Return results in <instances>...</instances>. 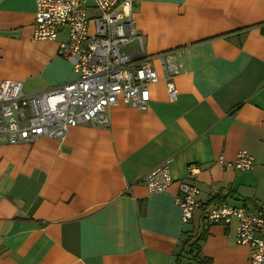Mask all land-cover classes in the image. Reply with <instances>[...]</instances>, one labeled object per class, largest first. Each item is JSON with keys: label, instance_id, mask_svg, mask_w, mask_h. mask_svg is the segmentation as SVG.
<instances>
[{"label": "crops", "instance_id": "obj_1", "mask_svg": "<svg viewBox=\"0 0 264 264\" xmlns=\"http://www.w3.org/2000/svg\"><path fill=\"white\" fill-rule=\"evenodd\" d=\"M35 9L0 0V83L29 93L77 78L57 52L65 30L34 38ZM133 15L144 42L127 51L151 56L159 75L148 108L119 103L106 108L108 126L0 145V264H198L184 252L193 240L202 264H250L237 220L206 214L218 203L264 214V0H133ZM240 150L254 155L252 169L233 165ZM167 160L171 185L149 192L143 178ZM190 164L199 205L184 222L177 196Z\"/></svg>", "mask_w": 264, "mask_h": 264}, {"label": "built area", "instance_id": "obj_2", "mask_svg": "<svg viewBox=\"0 0 264 264\" xmlns=\"http://www.w3.org/2000/svg\"><path fill=\"white\" fill-rule=\"evenodd\" d=\"M34 38L58 41V54L71 62L77 78L73 81L28 93L22 81L0 83V145L33 143L48 136L63 141L70 127L89 122L110 124L106 108L125 103L146 110L150 87L159 80L152 57L141 60L127 47L143 35L136 28L133 0H35ZM143 48V47H142ZM143 51V50H142ZM170 100L178 98L173 77L179 72L173 52L160 55ZM233 165L239 170L254 167L248 150L237 153ZM198 167L188 166V177L179 185L177 202L182 220L189 222L198 207L199 187L193 177ZM173 179L169 165L161 164L144 178L149 192L166 190ZM211 222L237 220L236 239L249 245L250 264H264V214L245 205L217 204L210 209Z\"/></svg>", "mask_w": 264, "mask_h": 264}, {"label": "trees", "instance_id": "obj_3", "mask_svg": "<svg viewBox=\"0 0 264 264\" xmlns=\"http://www.w3.org/2000/svg\"><path fill=\"white\" fill-rule=\"evenodd\" d=\"M184 252L188 257H190V259L198 262V264H202L203 262L206 261L205 258L200 256V244L198 243V241H194V240L192 242L190 241ZM200 257L202 259H200Z\"/></svg>", "mask_w": 264, "mask_h": 264}, {"label": "rangeland", "instance_id": "obj_4", "mask_svg": "<svg viewBox=\"0 0 264 264\" xmlns=\"http://www.w3.org/2000/svg\"><path fill=\"white\" fill-rule=\"evenodd\" d=\"M28 93H29V92H28ZM167 163H168V165H169V161H168V160L165 161L163 164H167ZM160 165H161V164H160ZM160 165H159V166H160ZM157 167H158V166H157ZM155 168H156V167H155ZM155 168H154V169H155ZM154 169H153V170H154ZM169 169H170V168H169ZM151 171H152V170H151ZM151 171H150V172H151ZM150 172H149V173H150ZM184 180H185V179H184Z\"/></svg>", "mask_w": 264, "mask_h": 264}]
</instances>
